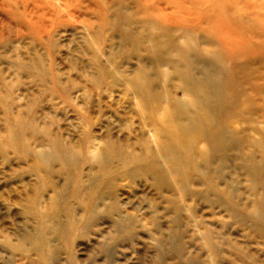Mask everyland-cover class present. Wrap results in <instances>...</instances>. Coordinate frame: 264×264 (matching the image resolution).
<instances>
[{"label":"rangeland","instance_id":"1","mask_svg":"<svg viewBox=\"0 0 264 264\" xmlns=\"http://www.w3.org/2000/svg\"><path fill=\"white\" fill-rule=\"evenodd\" d=\"M0 264H264V0H0Z\"/></svg>","mask_w":264,"mask_h":264},{"label":"bare ground","instance_id":"2","mask_svg":"<svg viewBox=\"0 0 264 264\" xmlns=\"http://www.w3.org/2000/svg\"><path fill=\"white\" fill-rule=\"evenodd\" d=\"M204 69H205V74L202 75V77L200 78V82H205L206 78L207 80L209 79V77L211 78V80L215 81L217 76H219V71L217 69V67L214 65V63H210V62H206L204 63ZM206 80V81H207ZM196 82L199 84L198 79L196 80ZM215 96L210 95L207 98L203 99L202 102L200 103L201 106L207 111L209 109V111L211 112L212 110H215L218 105L220 104L221 101L224 102L223 97L219 94H217V92H213ZM205 130V129H203Z\"/></svg>","mask_w":264,"mask_h":264}]
</instances>
